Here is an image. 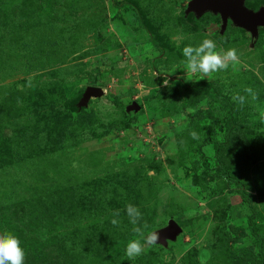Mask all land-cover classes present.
<instances>
[{
  "label": "rangeland",
  "instance_id": "374dc122",
  "mask_svg": "<svg viewBox=\"0 0 264 264\" xmlns=\"http://www.w3.org/2000/svg\"><path fill=\"white\" fill-rule=\"evenodd\" d=\"M190 1L0 0V233L25 264H264V29ZM205 37L239 63L187 77ZM134 227L159 239L130 261Z\"/></svg>",
  "mask_w": 264,
  "mask_h": 264
},
{
  "label": "clouds",
  "instance_id": "9594fccd",
  "mask_svg": "<svg viewBox=\"0 0 264 264\" xmlns=\"http://www.w3.org/2000/svg\"><path fill=\"white\" fill-rule=\"evenodd\" d=\"M184 61H181L183 70L186 71L187 77L196 73L203 76H211L212 73L227 70L230 65L239 63V54L236 48H217V44L212 39L205 37L198 46H186L183 48ZM168 85V80H164V86ZM244 91L249 95L252 89L245 88ZM232 100L235 103L243 105L246 102V96L238 93L233 94ZM126 212L130 222L137 225L142 214L133 204L126 205ZM113 217H119V210L112 212ZM118 219H113V225L118 224ZM145 227H147L145 225ZM133 232L138 238H134L127 243L126 256L130 261H134L142 255L147 245L157 243L159 237L157 233L150 232L147 235L140 227H134ZM144 241L142 243L141 241ZM25 250L21 247L20 239L11 232L0 233V264H25Z\"/></svg>",
  "mask_w": 264,
  "mask_h": 264
},
{
  "label": "water",
  "instance_id": "95a60500",
  "mask_svg": "<svg viewBox=\"0 0 264 264\" xmlns=\"http://www.w3.org/2000/svg\"><path fill=\"white\" fill-rule=\"evenodd\" d=\"M190 13L196 19L207 13L218 16L221 34L230 22L232 26L248 32L252 43L257 40L259 29L264 28V7H260L257 11L250 10L245 6V0H191L185 15ZM95 92L96 89L89 88L86 92L87 99ZM179 229L180 226L172 222L162 235L164 238H171Z\"/></svg>",
  "mask_w": 264,
  "mask_h": 264
},
{
  "label": "trees",
  "instance_id": "16d2710c",
  "mask_svg": "<svg viewBox=\"0 0 264 264\" xmlns=\"http://www.w3.org/2000/svg\"><path fill=\"white\" fill-rule=\"evenodd\" d=\"M184 15H185V12H184ZM206 16H212V17H214L216 20H219V21H220V19H219L218 16H214V15H212V14H210V13L204 14L201 18L206 17ZM185 17H186V18H192L195 22H198V21H199L198 19L195 18V16H194L192 13H190V14H188V15H185ZM230 26H231V24L228 23V26H227V29H226V30H229ZM224 32H225V31H224ZM226 175H227V177H228L230 180H232V177L229 175V173H226ZM241 195H242V196H246V193H245V192H241ZM248 202H249V201H248ZM249 203H250V202H249ZM177 221H178L179 224H182V222H180L179 219H177ZM250 231H251V234H252V235L256 236V235H255V232H254L252 229H251ZM244 264H252V262H251V258L248 257V256H246V257L244 258Z\"/></svg>",
  "mask_w": 264,
  "mask_h": 264
},
{
  "label": "flooded vegetation",
  "instance_id": "af4514ba",
  "mask_svg": "<svg viewBox=\"0 0 264 264\" xmlns=\"http://www.w3.org/2000/svg\"><path fill=\"white\" fill-rule=\"evenodd\" d=\"M229 23H230V22H229ZM260 29H264V28H260ZM260 29H259V30H260Z\"/></svg>",
  "mask_w": 264,
  "mask_h": 264
}]
</instances>
